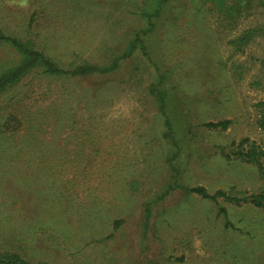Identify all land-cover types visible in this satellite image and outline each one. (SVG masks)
<instances>
[{"label":"rangeland","instance_id":"374dc122","mask_svg":"<svg viewBox=\"0 0 264 264\" xmlns=\"http://www.w3.org/2000/svg\"><path fill=\"white\" fill-rule=\"evenodd\" d=\"M144 1L0 0V33L35 42L59 66L117 63L28 77L15 91L13 109L30 123L11 138L0 129V251L30 264H264L260 209L186 191L264 194L257 168L220 156L244 138L264 145V0H170L147 55L121 58L144 37ZM16 59L0 44V71ZM158 73L187 102L167 106L177 133L181 122L190 133L179 154L150 91ZM224 120V131L198 126Z\"/></svg>","mask_w":264,"mask_h":264},{"label":"trees","instance_id":"16d2710c","mask_svg":"<svg viewBox=\"0 0 264 264\" xmlns=\"http://www.w3.org/2000/svg\"><path fill=\"white\" fill-rule=\"evenodd\" d=\"M203 1V0H202ZM207 2L217 1V0H204ZM219 1V0H218ZM260 1V0H259ZM262 1V0H261ZM170 0H145L144 1V10L142 15L146 23V28L143 29L140 33L143 34V38H139L137 34L133 41L129 43L123 57H131L135 51L139 50L143 54L147 55V50L149 47L146 44V38L150 33L153 32L156 21H158L163 13L168 10ZM242 4V9H248L249 1L247 0H237L236 4ZM246 5H245V4ZM233 5V9L235 6ZM245 5V6H244ZM258 32H261L257 29ZM255 31V30H254ZM254 31H249L253 33ZM238 39V46L244 44L248 40V34ZM0 44L8 46L13 49L16 54V63L12 64L7 68H3L0 71V98L2 97V117H0V129L2 128V136L11 138L18 134V132L24 128L28 123V117L24 118V113H19L13 109L12 102L17 100L16 98L20 97L19 93L15 91L19 89L21 83L28 77L32 79L39 77H84L91 76L95 74H105L112 72L116 69V64L113 63L109 67L99 68L93 65H83L74 67L72 70L63 68L59 66L52 58L45 53L43 49L37 48L36 43L30 41L29 39L22 40L20 38L7 36L0 33ZM169 84L168 73H158V80L155 84L152 85L151 92L155 94L156 103L160 114L164 117V127L165 132L163 137L172 143V146L176 149L175 154H179L180 149L177 143V140L181 142L183 137H189V130L186 124L181 122L180 127L177 128L172 124L171 119L167 115V106L170 98L176 97L177 92ZM172 96V97H171ZM180 108L182 105H185L183 99H181L180 93L179 97L177 96ZM1 108V105H0ZM256 112L258 115V124L261 127H264V101L258 102L255 105ZM29 115H34L36 113L27 111ZM183 114V113H182ZM182 114L179 116L182 117ZM184 114L182 119L184 118ZM181 119V120H182ZM180 120V121H181ZM230 121L224 120L216 123L208 122L203 123L198 126L203 128H208L212 130H221L224 131L228 128ZM186 128L188 131H186ZM220 156L230 161H238L240 163L250 165L257 168L258 174L261 178L264 179V145L256 144L249 141L247 138L241 139L238 143H231L229 150H220ZM171 165V164H170ZM190 194H196L201 199L211 201L217 205L218 199L228 202L230 205L240 206L242 204H249L255 208L260 209L264 214V194H241V196L232 195L229 192L220 190L216 191L213 194H209L203 187H194L186 190ZM219 213L224 215L226 219V210L222 207H219ZM226 225L228 221L226 219ZM119 227V222L115 221L113 223V229ZM0 264H30L26 262L18 253L15 252H1L0 251ZM45 264V263H38Z\"/></svg>","mask_w":264,"mask_h":264}]
</instances>
